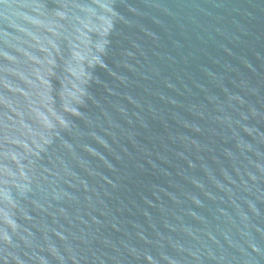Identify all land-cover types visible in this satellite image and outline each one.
<instances>
[{"label": "water", "instance_id": "95a60500", "mask_svg": "<svg viewBox=\"0 0 264 264\" xmlns=\"http://www.w3.org/2000/svg\"><path fill=\"white\" fill-rule=\"evenodd\" d=\"M0 264H264V0H0Z\"/></svg>", "mask_w": 264, "mask_h": 264}]
</instances>
